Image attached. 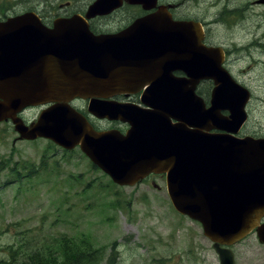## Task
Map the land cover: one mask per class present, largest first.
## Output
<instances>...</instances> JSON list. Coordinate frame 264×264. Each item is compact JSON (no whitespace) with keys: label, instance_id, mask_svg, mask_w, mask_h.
I'll return each instance as SVG.
<instances>
[{"label":"water","instance_id":"obj_1","mask_svg":"<svg viewBox=\"0 0 264 264\" xmlns=\"http://www.w3.org/2000/svg\"><path fill=\"white\" fill-rule=\"evenodd\" d=\"M122 3L96 0L86 16L108 14ZM164 13L99 35L80 15L58 18L53 28L34 12L0 22V121L10 118L23 139L80 145L120 185L166 173L175 209L202 223L221 264H235L228 245L264 215V138L235 135L247 118L250 93L225 69L222 55L202 45L199 22ZM176 70L187 77L175 76ZM202 79L214 81L210 107L196 92ZM143 88L142 101L153 109L99 99ZM77 97L90 98V111L99 117L129 121L130 131H96L69 105ZM48 103L30 125L17 115ZM258 231L264 242V226Z\"/></svg>","mask_w":264,"mask_h":264},{"label":"rangeland","instance_id":"obj_2","mask_svg":"<svg viewBox=\"0 0 264 264\" xmlns=\"http://www.w3.org/2000/svg\"><path fill=\"white\" fill-rule=\"evenodd\" d=\"M93 1L0 0V11L14 14L37 9L50 22L86 10ZM172 1L183 2L180 14L207 24L217 43L242 41L253 31L249 14L256 11L243 7L236 10L238 16L233 13L237 0ZM246 1L251 2L247 7L264 9L260 1ZM130 14L126 7L119 14L95 18L91 28L97 33L117 30L132 19ZM246 65L240 57L231 61L248 82ZM252 81L254 99L247 110L252 121L264 120V71L253 73ZM43 108L29 107L22 116L27 122L35 120ZM108 123L97 122L103 128ZM257 125L251 123L248 129H259ZM19 136L12 123L0 122V260L11 258L9 247L27 253L65 237L98 249L99 264H221L202 225L173 207L164 176L121 187L79 148L67 151L44 138L22 140ZM232 249L236 264H264V244L256 237Z\"/></svg>","mask_w":264,"mask_h":264},{"label":"flooded vegetation","instance_id":"obj_3","mask_svg":"<svg viewBox=\"0 0 264 264\" xmlns=\"http://www.w3.org/2000/svg\"><path fill=\"white\" fill-rule=\"evenodd\" d=\"M95 1V0H94ZM224 0H218L217 4H219L220 2H222ZM257 2H262L261 6L264 7V2L262 0H256ZM259 2V3H260ZM70 3V1H67L66 5H68ZM93 3V2H92ZM90 3L86 10H80L79 12H75L72 14H64L61 16H57L55 17L52 21L47 22L45 20V17H43L40 13L39 10H28V11H24V12H30V11H35L39 17L41 18L42 22L47 25L48 27H52L54 24V21L59 18V17H69L71 15L74 14H85L89 8V6L92 4ZM154 6H152L151 8L147 9L146 7L153 4ZM236 8L235 11L233 13H236L239 15V13L236 10H241L243 9V7H246L245 11H256L254 14L250 13V26L251 29H253V31H249L250 34L246 36L245 40H232L228 45L224 44V43H217L216 41L211 39V35H210V29L208 28L207 24L203 23V21L200 19L199 22L202 23L203 25V29H204V37L202 39V44L205 45V48L208 50H211V48H217V53H220L223 57V65L224 67L229 71L230 75L232 76V78L239 84H241L242 86H245L247 89H249V91L251 92L252 96H253V92L254 89L251 87L253 84V73H255L257 70H261L262 72L264 71V9L261 8H253L251 6H248V4H250V1H246V0H237L236 2ZM183 2H173L172 0H143L141 1L139 4H135V5H131L126 3V0H124V4L123 6H121L120 8L114 10L113 12H111L108 15L102 16V18H107L109 16H113L114 14H119V11H121L122 9L128 7L129 8V12L131 13L130 16L132 17L131 20H129V18H127L126 20H129L126 25L118 28L117 30H113V31H108L107 32H117L122 30L123 28L127 27L129 24H131L135 19L141 17V16H145V15H152V14H158L162 11H168L169 13H171V15L175 18V19H194L192 18V16H185L182 15L178 12V10H181V6H182ZM240 8V9H238ZM260 11V12H259ZM24 12H19V13H14V14H6V12L4 13L3 11H0V22L6 21L9 17H13V16H17L19 14H22ZM196 19V18H195ZM194 19V20H195ZM241 19V18H240ZM93 19L90 20V23H92ZM125 20V21H126ZM197 20V19H196ZM107 20H105L106 23ZM242 20L237 19L235 22H239L241 24ZM240 26V25H239ZM244 29V28H243ZM240 29V30H243ZM255 29V30H254ZM200 52V51H199ZM201 53V52H200ZM203 54V53H202ZM240 57L243 61H245L247 63L245 69H243V71H248L249 75H250V80L247 82L246 80H244L243 78L240 77V75L238 73H236V70L231 66V61H233L235 58ZM175 74L177 76H183V74L185 75L184 72L182 71H176ZM214 88V81L212 79H202L199 81V95L204 99L206 106L210 105V98L212 96V91ZM253 89V90H252ZM115 101H119V102H123V103H134V104H138L139 103V95L138 94H132L129 96H126L124 94L118 95L116 97H114ZM252 104V100L251 102L248 103L247 105V109L248 106H251ZM73 106L75 108H77L78 110L82 111L84 114H86L89 118H91L93 121L96 120L97 118H95L94 116H92L89 112H88V100H84V99H76L75 101H73ZM247 111V119L245 120L242 128L240 129L238 135L243 137V136H254L257 138H264V120H258L255 119L252 121L251 116H250V110H246ZM225 116L229 114L228 110H223L222 112ZM252 123V125H255L256 123L259 124L258 128L259 129H255L250 131L248 129V127H250L249 125ZM154 174L150 175L153 176ZM260 223L264 224V216L262 217V219L260 220ZM258 228H254L250 234V236L258 237Z\"/></svg>","mask_w":264,"mask_h":264},{"label":"trees","instance_id":"obj_4","mask_svg":"<svg viewBox=\"0 0 264 264\" xmlns=\"http://www.w3.org/2000/svg\"><path fill=\"white\" fill-rule=\"evenodd\" d=\"M8 252L11 258L1 259L0 264H99L102 258L93 246L72 243L65 237L56 238L31 252L21 253L13 247H9Z\"/></svg>","mask_w":264,"mask_h":264}]
</instances>
